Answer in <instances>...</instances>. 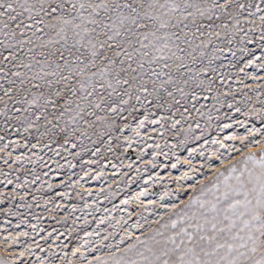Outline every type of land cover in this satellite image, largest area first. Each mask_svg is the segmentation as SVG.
I'll use <instances>...</instances> for the list:
<instances>
[{
	"label": "snow or ice",
	"instance_id": "snow-or-ice-1",
	"mask_svg": "<svg viewBox=\"0 0 264 264\" xmlns=\"http://www.w3.org/2000/svg\"><path fill=\"white\" fill-rule=\"evenodd\" d=\"M233 44L252 57L244 68L264 60V0H0V153H4L0 163L8 169L0 167V184L5 189L13 185L7 197L0 189V204L6 199L10 204L6 214L21 215L11 206L19 197L16 207L29 212L42 200L48 212L66 209L57 223L67 225L74 217L75 226L83 219L82 229L67 228L69 236L83 230L87 237L71 251L79 264H264V150L246 153L207 178L200 169L213 170L211 157L198 169L193 161L197 155L204 156L203 145L189 147L202 139L204 144L224 147L219 139L207 137L213 129L222 132L233 124L246 129L240 137L244 147L264 143L254 135L249 139L254 133L264 137V84H245L250 74L243 68L244 76L235 81L243 87L229 82L231 73L223 69L234 63L222 61L226 50L236 55ZM249 44L261 55L255 56ZM256 67L264 69V63ZM251 78L257 79L254 74ZM225 139L233 141L237 136L233 133ZM17 149L26 151L14 156ZM129 150L138 161L150 156L144 172L149 166L176 169L182 163L179 152L186 150L183 162L188 170L175 182L187 199L166 190L158 201H149L152 208L148 209L141 198L149 193L141 191L132 197L143 209L136 222L119 239L120 221L112 225L116 231L104 230L101 237L100 225L107 217L88 231V216L95 219V212H108L97 205V199L103 196L110 202L114 191L101 188L89 204L86 196L93 193L77 190L75 198L83 202L82 207L57 203L56 197L70 201L69 189L76 190L83 179H72L71 170L77 166L72 161L81 159V171L87 164L88 173L99 159L119 160V165L111 163L118 168L124 166L122 157H128ZM89 153L99 159L83 161ZM215 155L223 165L222 154ZM173 158L175 162L169 163ZM133 164L129 158L130 171ZM65 167L68 175L56 185L64 190L43 199L40 193L53 190L51 180L44 177L50 172L59 177ZM104 167L92 178L100 179ZM135 171L140 178L141 169ZM159 180L157 172L144 184ZM188 181L194 183L185 187ZM166 197L170 202H165ZM77 212L81 216H74ZM34 218L37 224L31 228L39 235L45 229L38 228L41 217ZM55 231L40 237L44 244L36 240L11 259L0 257V264H56L57 260L71 264L64 250L67 245L57 244L58 253L48 243ZM20 236L27 238L29 233L7 239L19 244ZM93 237L98 247L92 246ZM37 249L46 254L39 255ZM32 256L35 260L30 261Z\"/></svg>",
	"mask_w": 264,
	"mask_h": 264
},
{
	"label": "rangeland",
	"instance_id": "rangeland-1",
	"mask_svg": "<svg viewBox=\"0 0 264 264\" xmlns=\"http://www.w3.org/2000/svg\"><path fill=\"white\" fill-rule=\"evenodd\" d=\"M258 35V33H257ZM223 46V45H221ZM230 47L233 48V50L236 52V55L233 56L231 52H228L227 50L224 53L225 59H223L222 63L224 65H228L229 61H232L234 63V67H225L223 70L231 73V80L229 81L232 83L233 87H243L242 85L236 84L235 81L237 78H242L244 76V72L249 73L247 79H245V84H248L249 86L255 87L257 84H264V69H258L256 65L260 63H264V60H256L253 66L244 68L245 63L252 59V57H249L245 53H242L239 51L237 45L233 44ZM249 49H255V56H260L261 52L254 44L247 45ZM218 63H221V61H218ZM244 69V72H241L240 69ZM252 74H254L257 79L254 81L251 77ZM239 119H243V117H239ZM230 121H224V123H228ZM260 125L257 123V127ZM249 127H251V124H249ZM233 133L236 134L237 139L230 141L225 139L227 136L232 135ZM246 129L244 127H241L239 124H233L232 128L225 129L224 131L220 132L215 129H213L210 133V135L207 137L209 141L211 139H219L224 147H220V145H214L212 143L204 144V140L196 141L193 144H190L189 147H196L198 149L201 148V145H203L204 156L201 157L199 155L196 156V159L193 161V164L199 169V166L202 162L206 160V158L211 157L214 168L213 170H209L208 168L200 169V171L207 173V178H210L213 174V171L218 168L227 167L229 164L233 163L235 160L240 159L243 155L246 153L252 152H260L261 150H264V143H255L252 146L244 147V145L241 143L240 137L246 135ZM125 135H131L130 132H126ZM255 136L256 141L264 140V137H261L259 134H251L249 135V139H252V136ZM10 139H17L16 136L10 137ZM7 142V139L4 141ZM149 143H152V141H149ZM244 143H247L245 141ZM232 146V147H229ZM134 148L136 145L133 146ZM237 149H240V151H236ZM6 151H11V148L7 149ZM21 151H26L25 149H17L16 152L13 153V155H19ZM73 152L76 151V149H72ZM151 151V150H149ZM217 152L222 154V157L224 158V164L221 165L219 160L217 159V156L215 155ZM0 155H4V153H0ZM179 155L182 158V163L179 165L176 169H172L171 167L167 169L161 170L159 167L156 169H152L149 166V171L144 172V162H146L148 159H150V156H145L142 161L136 160L135 153L132 150H129L128 157H122L124 160V166L113 168L111 166V163H115L117 165L120 164L119 160L113 159L111 163L108 160L99 159L97 157H92L89 154H86L83 156V161H88L90 159H99V164H92L91 168L92 171L90 173L87 172V169L89 165L85 164L84 170L81 171V159H77L72 161L77 166L76 168L72 169L71 172L75 175L72 176L73 180H76L80 177H83L80 181V185L77 186L76 190L69 189V191L72 193V199L61 201L59 197H56L57 203H63L65 205L71 204V203H79L80 206H83L82 201H78L75 198V191H79L82 194H86L87 192H92V196H86L87 202L89 204L92 203L93 199L96 198V193L101 191V188H103L105 191L111 189L116 193V195L111 198V201L105 199L103 196L99 197L97 199V205L101 208H107L108 212L98 211L95 212V219L92 215L88 216L89 225L87 227L88 231H92L96 228V221L99 220L102 216H106L107 219L103 224L100 225V236L106 234V232H114L116 229L113 228L112 225L116 224L117 221H120L122 225V229L117 232L116 239H119V236L123 234V230L129 229V226L134 224L138 218V214L143 211L140 203L138 201L132 200V197L136 196L139 192L146 190L149 194L145 197H142L141 200L143 201V208L151 209L152 205L149 204V201H158L161 194H163L166 190L171 191L172 193L180 192L181 200L187 199V194H184L183 189L177 187V183L175 182V178L179 177L182 172L188 170V164L183 162V158L188 155L187 151H181L179 152ZM129 158L134 161L133 164V170H129L127 168V164L129 162ZM47 159V157H45ZM57 160L60 161L61 164H65L66 160L62 157H56ZM67 159L71 160V157H67ZM161 161H163V157H161ZM175 159L173 158L172 161L169 163H174ZM50 167L55 169V164H52L49 161ZM106 165L104 167V175L100 179H93L97 172L100 171L101 166ZM0 167H3L5 171H8L7 167L4 166L2 163H0ZM29 168H31V165H28ZM139 167L141 169L140 178H137V173L135 171V168ZM44 171H48L47 168L44 169ZM69 170L65 167L62 171V174L59 177H54V173L50 172L48 177H44L45 180H51L53 183V190L52 191H43L39 195L43 196V199L47 200L50 197H54L57 192L63 191V188L56 187V185L59 184L60 180L65 179L68 175ZM159 172L160 174V180L159 182H153L149 181L148 184H144V180L148 179L149 175L155 176V174ZM87 173V175L85 174ZM169 173H171V176H169ZM126 174V175H125ZM0 179H3V177H0ZM198 180H205L206 178L202 176H197ZM194 183L193 181H188L185 184V187H187V184ZM39 186V182L37 185L33 186V190ZM199 185H197L198 187ZM13 185H8L5 189V186L3 184H0V189H4L6 197L7 194L11 192ZM47 185H45V188ZM21 194H22V190ZM190 191V190H189ZM128 199L130 203L128 205H124L121 202L125 199ZM31 202V196L27 198ZM171 199H174L172 197ZM165 202H170L169 198H165ZM20 199L19 197L16 198L15 204L11 205L13 208V211H18L21 215L20 216H9L7 215V209L10 207V204L7 202V199L4 204H0V257H3L5 259H11L13 254H18L20 251L23 250L24 247L27 246L28 243H34L36 240H40L41 244H44V241L40 239L41 236L47 235L48 232H52L53 229L56 231L53 232L52 238L49 239L48 243L53 245V248L59 253V249H57L55 246L57 244L67 245V247L64 249L68 252L67 260L71 262V264H79V261L77 258L72 257L71 251L73 248L77 247L79 244L83 242V239H87V237L84 236L83 230H80L79 232H73L72 236L68 235L67 228L75 227L77 229L83 228V219L77 221L76 225H72V218H70L67 222V225L62 223H57V220H60L66 212L61 211L59 213H52L45 210V205L43 203V200L40 202L39 206L33 207L31 212H29L28 209L25 208H17L16 205H19ZM47 207L51 208L52 204H49ZM127 208L128 211H124V209ZM158 211H162V209H157ZM87 211V210H86ZM129 212H131V216H129ZM144 215L149 216V219H155L154 215H150L149 212L144 211ZM35 216L41 217L40 223L38 224V228L45 229L44 232H41L39 235H36L33 233L31 225L37 224ZM55 215L56 219H52V216ZM74 216H81L80 212H77L74 214ZM121 217H123L124 221H127V223H123L121 221ZM24 219L27 220L28 223L21 224L20 220ZM111 221L112 223L109 224L108 221ZM19 224V227L16 225ZM106 230V232L104 231ZM21 232H28L29 236L27 238L20 236L19 244H11L8 241L9 236H16L18 233ZM60 233H63L64 235L60 236L59 240H56L55 237L59 235ZM134 235H139V232L134 231ZM93 247H98L99 245L96 243V238H92ZM112 240L105 241V243H110ZM47 247V245H44ZM83 251V249H81ZM37 252L39 255H45L46 253H39V250L37 249ZM101 253H93V255H97ZM29 260H35V256H32L29 258ZM56 264H60V261L57 260Z\"/></svg>",
	"mask_w": 264,
	"mask_h": 264
}]
</instances>
